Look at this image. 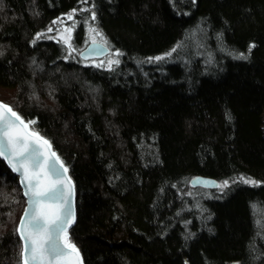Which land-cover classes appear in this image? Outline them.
Instances as JSON below:
<instances>
[{
	"label": "trees",
	"instance_id": "trees-1",
	"mask_svg": "<svg viewBox=\"0 0 264 264\" xmlns=\"http://www.w3.org/2000/svg\"><path fill=\"white\" fill-rule=\"evenodd\" d=\"M74 11L114 67L41 36ZM0 100L69 168L84 264H264V0H0ZM199 175L257 185L181 193ZM25 204L0 159V264Z\"/></svg>",
	"mask_w": 264,
	"mask_h": 264
},
{
	"label": "water",
	"instance_id": "water-1",
	"mask_svg": "<svg viewBox=\"0 0 264 264\" xmlns=\"http://www.w3.org/2000/svg\"><path fill=\"white\" fill-rule=\"evenodd\" d=\"M110 53L90 42L79 56L99 60ZM0 159L17 176L25 207L18 221L23 264H84L80 249L69 242L76 221V189L69 168L50 141L33 130L8 104L0 101ZM192 187L215 190L219 181L195 176Z\"/></svg>",
	"mask_w": 264,
	"mask_h": 264
},
{
	"label": "rangeland",
	"instance_id": "rangeland-1",
	"mask_svg": "<svg viewBox=\"0 0 264 264\" xmlns=\"http://www.w3.org/2000/svg\"><path fill=\"white\" fill-rule=\"evenodd\" d=\"M93 15L92 14H87L86 16L84 15V19L82 22L84 23L85 27V34H86V47L87 44L90 42H101L105 44L104 39H103V34L100 32L99 28L96 26L95 22H93ZM80 17L76 16V12L64 14V16L60 17L59 19L55 20L53 22V25L49 27L46 31L42 33L41 36L50 39V40H55L60 42L63 46L66 47L67 53L69 57L71 58H76V55L79 54L83 49H78L75 48V45H73V39H74V31L76 27L79 25L80 22ZM108 46V45H107ZM174 52L170 51L169 53H166L165 55L158 56L154 58L155 61L158 60H165V59H170L173 56ZM120 54L116 51H110V53L103 57L99 58V60H88L84 61L86 65L91 64L97 67H104L106 69H110L114 67L118 62H119ZM2 101V100H0ZM6 104V103H5ZM28 124L31 126L33 130H36L32 123L28 122ZM264 125V122H263ZM237 182H242L244 184H250V185H257V182L250 179V178H245V177H237L233 178L230 180L226 181H221L219 182V187L215 189V191H210L207 189H197L195 187H192L191 184L188 183V185H185L182 188L181 193H183L185 196L196 198L200 196H212L213 194L216 193H221L223 192L227 186L237 183ZM69 242L71 243L70 239ZM72 244V243H71ZM74 245V244H72Z\"/></svg>",
	"mask_w": 264,
	"mask_h": 264
}]
</instances>
